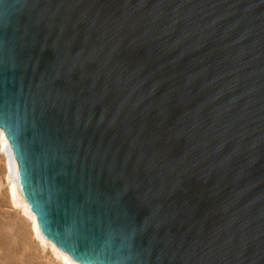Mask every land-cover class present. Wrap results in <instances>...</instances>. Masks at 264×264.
<instances>
[{"label":"water","instance_id":"water-1","mask_svg":"<svg viewBox=\"0 0 264 264\" xmlns=\"http://www.w3.org/2000/svg\"><path fill=\"white\" fill-rule=\"evenodd\" d=\"M0 128L81 263L264 264V0H0Z\"/></svg>","mask_w":264,"mask_h":264},{"label":"rangeland","instance_id":"rangeland-1","mask_svg":"<svg viewBox=\"0 0 264 264\" xmlns=\"http://www.w3.org/2000/svg\"><path fill=\"white\" fill-rule=\"evenodd\" d=\"M5 164L0 152V264H60L49 250L39 245L29 219L10 202Z\"/></svg>","mask_w":264,"mask_h":264},{"label":"bare ground","instance_id":"bare-ground-1","mask_svg":"<svg viewBox=\"0 0 264 264\" xmlns=\"http://www.w3.org/2000/svg\"><path fill=\"white\" fill-rule=\"evenodd\" d=\"M0 152L6 159L7 175L6 181L8 186V196L13 207L19 209L31 223V232L39 245L45 250H49L52 255L59 260L60 264H87L81 263L74 258L69 251L62 249L55 241L49 238L42 230L41 224L36 211L32 208L22 185L20 177V166L15 155L14 148L4 128H0ZM5 181V182H6Z\"/></svg>","mask_w":264,"mask_h":264}]
</instances>
